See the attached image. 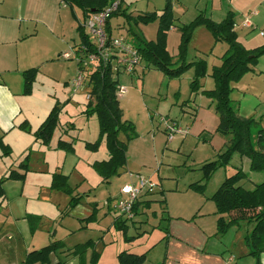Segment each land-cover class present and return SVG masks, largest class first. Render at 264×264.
Here are the masks:
<instances>
[{
	"label": "rangeland",
	"instance_id": "obj_1",
	"mask_svg": "<svg viewBox=\"0 0 264 264\" xmlns=\"http://www.w3.org/2000/svg\"><path fill=\"white\" fill-rule=\"evenodd\" d=\"M241 1L244 2L246 12L254 9L252 5L259 7L260 10L261 5L264 4L260 0ZM29 2L31 12L28 17L32 20L21 25V35L33 33L35 29L37 34L24 39L23 43L16 45L12 43L16 37L14 31L17 22L15 16L10 13L5 24L0 21V35L4 33L9 35V43L6 47H0V51L8 48L10 50L8 53L12 57L22 55L23 51L26 57L29 53L39 51L43 57H47L49 46L53 50L58 45L66 49L65 41H70L72 44V37L78 42V37L75 35H80L78 29L82 25L85 37L87 35L88 39L94 40L93 43H95V38L86 26L90 18L84 16L81 9L73 7L77 19L80 20L79 24L69 9L62 8L59 0H30ZM146 2L147 0H138L135 6L137 9L143 8ZM8 3L10 0L0 2V8L6 7V13H9ZM123 3L129 5L128 0ZM148 4L151 10L162 9L164 0H148ZM201 10L203 11V8ZM201 10L198 8L197 13L199 14ZM256 15L258 14L251 16ZM189 18L190 13L185 19ZM44 19L49 27L43 29L40 26ZM26 24H28L27 27ZM123 31L127 32L126 29ZM128 39L131 43L136 42L130 35ZM50 53L48 60L42 64V68L45 69L44 74L48 79L46 87H42L40 92L45 94L48 90L55 91V97L62 101L63 112L70 113V122H76L81 129L78 131L81 137L75 142L74 147L77 156H81L83 160L78 161L76 156L68 158L69 163L73 160L71 166L76 161L77 164L81 163L77 166V172L73 171L69 183L74 189V195H80L82 199L79 205L69 209L67 195L48 189L46 176L49 174L47 173L34 172L27 177L25 184L20 180H4L2 183V188L5 190L3 200L0 196V264H22L26 254L34 247L33 245L37 244L40 248L57 240H62L65 245L56 254L64 264H118V254L132 247L131 243L135 239L129 240V238L139 230L148 231V233L154 230L150 234L148 244L156 242L164 234V238L148 253L142 264H216L212 258L213 255L221 258L222 264H227L225 260L229 257H234L235 264H264V250L258 256L248 254L249 247L244 237L251 229L249 225L241 224L238 229L231 226L224 233L218 231L219 215L216 212L215 202L211 199L223 180L237 169H243L246 174V178L240 182V185L247 190L253 189L254 185L264 181V174L250 171L247 157H241L238 153L232 154L228 165L218 168L205 182L202 192L189 188L190 184L201 180L200 168L203 164L219 160V155L226 150V145H228L226 137L216 128L213 136L207 132L200 137L189 134L183 140L179 134H176L173 140L167 141L168 136L164 132V124L160 122L159 116L155 114L156 118L149 119L148 111H145L141 105L138 95L141 87L138 88L137 83L131 81L128 76L119 74V84L127 88L126 92L120 94L123 117L134 125L137 137L128 143L126 165L119 170L118 174L104 181L97 170L92 167L94 162L91 166H86L84 163L87 160L83 155L87 152H94L86 147L85 141L92 142L95 139L98 141L96 159H101L102 151L106 150L104 138L98 140L97 115L85 113L89 101L86 85L78 89L76 95H72L71 86L68 85L67 88L64 85L66 73L74 75L73 79L77 77V61L65 60L60 55ZM22 61L21 58L18 60V62ZM97 65L94 63V66ZM158 74L150 71L144 77L145 105H148L155 113L158 107L160 108L158 112L166 115L170 107L169 103L163 96L155 94L159 88ZM116 75L118 74H115V77ZM183 80L185 79H180L181 86L185 82ZM212 80L214 81L213 78ZM34 82L35 79L33 84ZM33 84L31 92L27 95L32 94ZM231 85L233 89L230 97L234 100L233 107L239 116L253 118L255 124L251 131L252 135L256 136L259 130H264V55L259 57L251 71L243 74ZM36 88L38 91V87ZM162 89L165 90V85ZM90 100L94 102L95 99L91 97ZM177 113L178 108H175L168 114L171 123L172 121L178 123L175 121V119L179 120L176 118ZM186 119L188 120V117ZM94 122H96V130ZM152 133L155 134V139ZM30 166L31 169L37 170L40 163L34 161ZM70 169H66V173L72 170ZM2 171L0 165V172ZM131 174L151 180L155 187L145 188L142 191L147 195V199H150L149 208L140 207L135 219L126 220L114 207L123 197L120 194L122 185L126 183H128L126 185L132 183L137 185L138 179L133 181L130 178ZM2 176L4 175H0V179H5V177L1 178ZM78 178L85 180L79 183ZM94 199L97 202L92 205ZM163 209H165L164 213H162ZM92 210L94 216L85 220L91 215ZM167 213L173 218L171 219ZM82 217L86 218L81 221ZM120 217H122L121 220ZM117 218L125 222L124 227L122 223L120 225L116 223ZM194 221H196L195 224H193ZM163 228L168 231L165 232ZM158 229L161 230L158 231ZM168 232L175 235L168 236ZM76 244H86L80 255L70 253ZM183 246L191 252L183 250ZM202 246L211 253L200 251L198 248ZM217 249L219 251L215 252ZM136 251L142 252V250ZM192 252L198 254L195 255Z\"/></svg>",
	"mask_w": 264,
	"mask_h": 264
},
{
	"label": "crops",
	"instance_id": "obj_2",
	"mask_svg": "<svg viewBox=\"0 0 264 264\" xmlns=\"http://www.w3.org/2000/svg\"><path fill=\"white\" fill-rule=\"evenodd\" d=\"M29 1L30 0H26V2L25 0H10V3H8L9 8L7 9L9 13H6L7 12L6 7L3 9L0 8L1 23L2 22L4 24L6 23L5 21H6L8 14L11 13L13 16H15L14 18H15V21L17 22V25H16V30L14 32H15L16 37L14 41L12 42V43H15V45L19 43H23L24 39L37 34V30L35 29L33 33H30V34L24 33V35L23 34L21 35V30H22L21 25L23 23H29V21L32 20L30 19V17H28L29 12H31L29 10V7L31 5ZM137 1L138 0H128L129 5H125L124 4L125 2L122 4V9H124L127 14H131L133 18H136L137 16L144 14V13L157 12L159 14L161 11V9H157V10L149 9L150 7L148 4V0L143 8L137 9L135 6ZM170 1L172 4L174 23L166 35V50L169 56L172 58V62L175 63V66L178 64L179 45L181 41V33L179 31V28L182 25H187L191 23L199 14H203L204 16H206L213 22L219 23L226 18L228 13H232L233 20H234L233 29L236 32L238 42L244 48L248 50L264 45V40H262L264 39V35L260 34V31L264 30V4L261 5L262 9L260 10H259V7H254L255 5H252L251 7L254 9H249L246 12L244 9V4H243L244 2L241 0H204V1L202 0V2L201 0H170ZM0 2L4 3L5 0H1ZM260 2L264 3V0H260ZM59 4L62 5L63 9H66V10L69 9L70 13L72 12L75 18L77 19L76 12L74 11L72 7L68 6L62 0H59ZM164 4H165V0H164ZM198 8H200V10L203 8V11L201 10L199 14L197 13ZM189 13H190V18L185 19L186 15ZM91 14H93V12L87 15V17L90 18ZM252 14L254 15L258 14V15L251 16ZM253 17H256V18L253 19ZM245 19L249 20V24H250L249 26H246L244 24ZM83 20H85V18H83ZM77 21L80 24V20L77 19ZM41 24H40L41 25L40 27H42L43 29L44 27L46 28L49 27L45 19L41 21ZM27 25L28 24H26V27ZM81 27L83 29L84 26L82 25ZM129 28H131L133 32L137 33L144 40L154 41L157 36L158 21H154L148 24H142V23L135 24L133 22L127 23L123 16L113 17L109 21V29H110V34H111L110 36L111 37L123 36L126 38V40L129 43H131L128 39V35H130L128 32ZM124 29L127 30L126 33L125 31H123ZM8 36L9 35L5 33L0 35V47H6V44L9 43ZM75 36L78 37V42L75 41L74 37H72L71 39L73 40L72 44L70 43V41L69 42L65 41L66 49H64L65 47H63L62 49L60 45H58L59 48L56 47V49L54 50L50 46L47 47V51L49 53L47 57H43L39 53V51H36L34 53H29L27 54V57L24 55L25 53L24 51L22 52V55H18L17 57L16 56L12 57L8 53L10 52L8 48L2 49L0 51L1 53V57H0V140L3 144L7 145L8 148L10 149L9 155H3L2 149L0 148V165L2 166V170H3L2 172H0V175L2 174L4 175L1 178L6 177L9 174L10 170H16L17 172L23 173V170H20L18 168V165L20 164V162H22L25 159L26 156H28V162H27L28 171L25 172V178L22 181L23 184L27 182V177L29 175H32V173L34 172L47 173L49 174L46 176L48 189L54 192L55 190L50 189L52 175L54 173H61L68 177V184L71 187L69 183L70 176L73 174V171L77 172L78 170L77 166L80 165L81 163L77 164V161H76V163L71 166V164H73V160L69 163L68 157L76 156L78 161L83 160L81 159V156H77V152L74 147L75 142H77L79 140V137H81V133L78 132L81 129L79 128V125L76 124V122H70V117H71L70 113L63 112L62 104H61L62 101H60L59 98L55 97L54 95L56 93L55 91L48 90L47 93L43 94L42 92H40V89L42 90V87H46L48 77H46L44 74L45 69L42 68V64H44V62L48 60L51 54L50 52H52V54H56L57 56L59 55L61 56L63 53L68 52L71 54V58L68 60L77 61L78 71L81 67L85 71L86 74H88L89 70H91V68L87 66L80 65L79 61L77 60V59H80L83 61V59L85 58V55H87L90 51L88 49L87 44L83 41L81 35L76 34ZM88 41L90 43V46L94 45L93 43L94 40L90 41V39H88ZM68 47L69 49H67ZM226 50H227V44L221 41H215L212 34L203 25L197 26L193 30L192 37L187 47L186 60L188 63L202 60V61H205L206 66H207V74L205 77H203L200 80L201 88L197 93H191L190 87H189L190 82L192 81L193 76H194L193 67L188 68L178 78H169L162 71L152 67L151 65H148L145 61L141 60L140 64L135 68V70L131 74L113 72L111 69L112 76L117 79L118 83H120L119 74H123L124 76H128L131 81H134V83H137L138 88L141 87V89L139 88L140 94L137 93L140 97L141 105L145 108V111H148L149 119L156 118L155 114L159 116L160 122L164 124L165 134H167L166 124L164 123L163 120L171 122L168 114H170L173 111V109L178 108V113H177L176 118H179V120L175 119V121L178 122L176 123V126L180 131H177L171 137H168L167 141L173 140L176 134H179L183 140L189 134L194 137H200L205 132H207L208 134H211V136H213L214 135L213 133L216 131V128L218 127L219 118H218V115L214 111L213 100L206 97L204 94L201 93V91L214 89L215 83L212 80V77L210 76L211 70L214 66L220 65L221 57L226 52ZM20 58L21 60H23L22 62H18ZM28 69H36L35 82L33 84V92L30 95H27L24 93V79L22 75V73ZM150 71L159 73L161 75L160 76L158 74V77H160L159 88L157 89V92H155V94L159 96H163L164 99H166V101L169 103L170 107L167 109L168 113H165L166 115H162V113L158 112L160 110V108L158 107L155 113V111H152L148 105H145L146 98L144 95L146 93H144L145 82L143 80H144L145 75ZM115 74H118V75H116L115 77ZM65 76L66 77H65L64 85H66L68 88V85L70 86L71 78L73 79L74 75H72L71 73L70 74L66 73ZM180 79H185L183 80L185 82L182 86L180 84ZM146 80H147V77L145 78V81ZM163 85H165V90L162 89ZM119 86L121 85L119 84ZM36 87H38V91H36L37 90ZM85 89L87 90L86 86H85ZM71 93L72 95L77 94V92L72 91V89H71ZM120 98H121V95H119L118 97L119 105H120ZM55 101H56V104L54 105ZM233 101L234 100L232 99V102ZM56 105L60 106V112L58 114V121H57L58 123L48 143L43 144L40 140L36 139L33 132L38 129V127L45 120L49 112ZM122 112H123V109H122ZM151 112H154V113H151ZM186 117H188V120L186 119ZM124 120H127V119H124ZM24 122L28 124L29 131H26L20 127V125ZM94 123H95V130H96V122ZM95 136L96 134L94 135V137ZM152 137L155 139L154 133H152ZM120 138L123 139L122 134H120ZM60 140L66 141V142H72L73 143V153H67L64 150L59 149L57 144H58V141ZM88 140H91V139H88ZM94 141H96V139L93 140L92 142ZM87 142L89 141H85L84 143L86 144ZM83 157L86 158L87 160L86 162H84L86 166H91L92 162L106 160L108 159L109 156H108L107 149L106 150L104 149L102 151L101 159H96V151L87 152L83 155ZM34 161L40 163V167L37 170L31 169L30 164L31 162H34ZM68 168H71L72 170L70 169L71 171L66 173L67 172L66 169ZM130 178L133 181L136 179H139V177H136V174L135 175L131 174ZM84 180H85L84 178L82 180L81 178H78L79 183H82ZM124 185H122L121 188ZM131 185H134V184L132 183ZM137 185H134V186H137ZM55 192H59V191H55ZM147 198H148L147 195L144 194L143 192H141L138 197L140 201L150 200ZM2 200H3V197H2ZM95 200L96 199H94L92 203L97 202ZM68 201H67V207H68ZM138 212H139V209H138ZM167 215L171 219L173 218L168 213ZM85 218L86 217H82L80 220L82 221ZM135 218L136 216L132 218V220ZM121 219L122 217H120V220ZM195 222L196 221H194L193 224H195ZM241 224H244V223H241ZM241 224L235 227H237L238 229L241 226ZM137 229H139V227H137ZM159 230L161 229H158V231ZM152 232H154V230H152L150 233L144 230L137 231L134 235L136 238L134 242L131 243L132 247L128 249L129 251L128 250L126 251L140 254V252H137L136 250H142L141 253L145 252L146 257H147L148 253L162 240V238H164V234H163L162 236H160V238L156 242L152 244H148V240ZM169 235L172 236L175 234L169 233L168 236ZM177 237L181 238L180 236H177ZM57 241H61L63 244V247H65L64 242L62 240H57ZM47 245H44V246H47ZM33 246L34 247H32L31 251L38 250L44 247L42 246L38 248L39 246L37 244ZM205 248L206 247L202 246L201 248H198V249L206 253H211V251H207L205 250ZM182 249L191 252L185 246H183ZM72 250L70 251V253L72 252ZM218 251L219 249H217L215 252H218ZM57 253L58 252L56 251L54 253H51L50 255L52 264H57L58 262L63 263L61 262V259L57 257L56 255ZM192 253L195 254L194 252ZM184 254H185V251H184ZM197 254L198 253H196L195 255ZM221 256L224 257V255H221ZM202 257H205V256H202ZM212 258L214 259L216 264H222L221 258L216 257L214 255L212 256ZM225 261L227 262V264H235L234 257H229V259H226Z\"/></svg>",
	"mask_w": 264,
	"mask_h": 264
},
{
	"label": "trees",
	"instance_id": "obj_3",
	"mask_svg": "<svg viewBox=\"0 0 264 264\" xmlns=\"http://www.w3.org/2000/svg\"><path fill=\"white\" fill-rule=\"evenodd\" d=\"M70 7H77L82 10L83 15L102 11L114 0H62ZM124 0L119 1L118 8L113 12L106 22V32L110 36L109 21L116 16H123L127 23L148 24L158 21L157 36L154 41H146L131 28L128 29L129 34L136 40L132 45L138 51L141 60L148 65L162 71L169 78L180 77L188 68H194V76L190 82L191 93H197L200 88V80L207 74V66L205 61L199 60L188 63L186 60L187 47L192 37L193 30L203 25L214 37L215 41H221L227 44V50L221 57L219 66H214L210 76L215 81V87L212 90L201 91L206 97L214 102V111L218 115L219 124L217 131L223 134L227 139L226 150L219 155V160L207 162L200 168L202 177L199 182L189 185V188L202 192L205 182L218 168L228 165L229 160L234 153H238L241 157L249 159V169L251 172H261L264 174V130H259L257 135H252V127L254 126L253 118H244L239 116L232 106L230 93L232 92L231 83L237 81L243 74L251 71L257 63L259 57L264 55V45L254 49L244 48L237 40L236 32L233 29L234 20L232 13H228L226 18L215 23L203 14H199L191 23L182 25L179 28L181 33V41L179 45L178 64L172 62L166 50V35L173 26L174 18L172 12V4L170 0H165V4L160 13L151 12L144 13L136 18L131 14H127L122 9ZM79 33L83 41L87 44L89 51H93L87 36L85 37L83 29L79 27ZM24 79V93L31 92L32 84L35 79L36 69H28L22 73ZM86 88L89 94V101L85 113L88 115L95 113L98 118L99 139L105 140L106 149L108 151V159L95 161L92 167L97 170L102 179L109 180L119 173L127 162L128 143L137 137L134 125L123 119V112L119 105V83L112 76L109 63L99 62L95 70H91L87 75ZM95 100L92 102L90 99ZM60 107L54 106L49 112L45 120L41 123L37 130L33 132L36 139L43 144H47L50 140L54 129L57 126L58 114ZM20 127L29 131L26 122ZM120 134L124 138H120ZM98 141L87 142L86 147L92 151H96ZM59 149L67 153H73V143L66 141H58ZM0 148L3 155H9L10 149L0 140ZM28 156L20 162L18 168L23 173L16 170H10L5 179H0V196L4 197L2 183L4 180L13 179L23 181L25 172L28 171ZM246 178L242 169H237L232 175L227 176L218 189L214 192L211 199L215 202L216 212L218 213L217 229L220 233H224L231 226H239L246 223L251 229L245 235L246 245L249 247V255H260L264 250V181L254 185L253 189L247 190L240 185V182ZM50 189L64 193L69 197L68 207L73 209L76 207L82 196L74 195V189L68 184V177L61 173H54L50 184ZM163 202V201H160ZM93 203L92 205H95ZM150 200L135 202L133 207V218L138 214L140 207L149 208ZM165 212L163 209L162 213ZM94 216L92 210L91 215ZM116 223L122 227L125 226L124 221L116 219ZM165 232L167 229L163 228ZM166 237V236H165ZM133 236L129 240H133ZM83 245H76L72 250L73 255L82 254ZM63 244L61 241L50 242L41 249L30 251L26 254L22 264H52L50 255L61 249ZM146 259V253H132L121 251L118 254V264H142ZM63 264V263H57Z\"/></svg>",
	"mask_w": 264,
	"mask_h": 264
},
{
	"label": "built area",
	"instance_id": "obj_4",
	"mask_svg": "<svg viewBox=\"0 0 264 264\" xmlns=\"http://www.w3.org/2000/svg\"><path fill=\"white\" fill-rule=\"evenodd\" d=\"M119 1L120 0H114L102 11L91 14L90 20L86 23V26L95 38V43L93 45L94 50L85 55L83 61L77 59L80 65L87 66L91 68V70H95L98 65L94 66V63L99 64V62L102 61L104 64L109 63L113 72L131 74L140 64L141 58L138 51L126 40L125 37H111L108 36L106 32V22L109 16L117 10ZM244 24L249 26V20L245 19ZM260 34L264 35V30L260 31ZM61 57L68 60L71 58V54L65 52L61 55ZM91 70H89V72ZM84 72L85 71L81 67L78 71L77 77L71 80L70 86L72 91L77 92L78 89L85 86L88 74L84 76ZM125 91V87L119 86V95ZM163 121L166 124V133L168 137H171L175 132L180 131L175 122L171 123L166 120ZM154 187L155 184L152 183L151 180L144 177H139L137 186L124 185L120 189V194L123 197L117 201L114 209L122 214V217L126 220H131L133 218V207L135 202L138 200L140 193L145 188L151 189Z\"/></svg>",
	"mask_w": 264,
	"mask_h": 264
}]
</instances>
